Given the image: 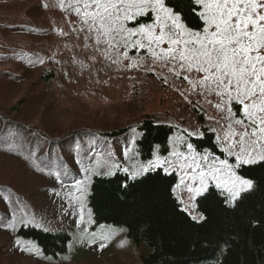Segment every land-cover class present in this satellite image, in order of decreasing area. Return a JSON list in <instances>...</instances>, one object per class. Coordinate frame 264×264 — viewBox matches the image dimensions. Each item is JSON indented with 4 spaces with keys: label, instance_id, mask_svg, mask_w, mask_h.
I'll list each match as a JSON object with an SVG mask.
<instances>
[{
    "label": "rangeland",
    "instance_id": "obj_1",
    "mask_svg": "<svg viewBox=\"0 0 264 264\" xmlns=\"http://www.w3.org/2000/svg\"><path fill=\"white\" fill-rule=\"evenodd\" d=\"M66 2L68 0H64L62 9L61 0H0L1 20L41 26L42 32L35 40H26L32 42L28 47L41 48L44 57L43 61L29 67L21 63L15 66V57L0 59V71L11 70L22 78L18 84V80L0 84V104L16 107L23 97L32 96L34 90L42 91L40 108H36V102H25L16 113L35 125L44 126L45 131L53 133L50 134L53 138H63L80 128L115 131L139 122L145 116L200 137L198 117L203 116V125L214 133L220 149L235 159L234 154L225 150L229 142L238 140L231 136L229 125L231 131L241 130L235 124V119L241 118L240 114L239 118L236 116L239 108H234L235 102L231 105V116L227 107L218 110L215 105L219 97L209 92L201 95L203 89L197 87L194 90L184 79L189 75L195 81L202 74L193 70L191 73L181 71L177 76L169 70L175 61L153 59L147 49L129 48L125 58L121 48L119 55L112 50L107 52L109 58H105L106 46L95 43L94 35L87 32ZM46 31L49 37L44 35ZM17 38L24 39L22 36ZM167 47V44L161 45V48ZM46 74L53 76L49 82L41 81ZM47 101L53 109L43 115ZM138 137L137 130L132 129L130 136L120 139L119 144L110 139L105 142L106 138L98 135L92 137L96 143L91 141L86 147L80 141V145L88 149L82 164L74 156L69 162L61 160L59 168L50 171L36 164L28 165L16 156L0 154V185L10 190L7 196L0 193V264H140V256L148 251L144 244L134 246L122 228L95 225L86 203L90 178L95 174H113L121 170L130 176L137 172L135 177H139L159 168L167 174L175 172L179 183L174 192L181 207L190 217L200 220L195 201L211 185L216 187V181L209 178L206 190L195 199L190 198L186 186H198V173H207L213 165L218 167L221 160L209 156L205 160L206 155L193 149L189 152L188 147L175 137L170 141L167 155L158 154L156 148L154 157L142 163L131 151ZM24 145L27 147L28 143ZM75 151L81 152L78 147ZM193 154L200 165L195 173L188 167L192 164ZM165 159L168 163L142 171L151 161ZM71 171L75 172L71 176L78 174L81 178L67 180ZM194 175L195 180L192 179ZM77 181L81 183L77 184ZM218 189L230 199L223 186ZM21 226L67 234L70 244L66 254L55 260L44 258L30 243L16 237Z\"/></svg>",
    "mask_w": 264,
    "mask_h": 264
},
{
    "label": "trees",
    "instance_id": "obj_2",
    "mask_svg": "<svg viewBox=\"0 0 264 264\" xmlns=\"http://www.w3.org/2000/svg\"><path fill=\"white\" fill-rule=\"evenodd\" d=\"M167 4L182 14L188 27L201 29V21L196 15L199 8L189 0H167ZM141 19L149 22V17ZM27 24L30 23L0 19V59L15 57V66L21 63L28 67L43 61L41 48L28 47L32 42L26 40H35L42 32L41 26L30 24L26 27ZM47 32L44 35L49 37ZM19 36L24 39L19 40ZM52 76L46 74L41 81L49 82ZM17 80L18 84L21 76L17 77L11 70L0 71V84ZM32 94L23 97L16 107L0 104V154L16 156L28 165L36 164L50 171L58 169L61 160L69 162L74 156L82 164L88 149L82 147L80 141L86 147L91 141L96 143L92 137L98 135L105 137V142L110 139L119 144L120 139L130 136L132 129L137 130L139 137L131 151L142 163L154 157L156 148L158 154L167 155L170 141L175 137L184 146L191 144L200 155L235 163L232 156L220 149L214 133L203 125V116L198 117L200 137L145 116L141 121L115 131L80 128L68 132L63 138H53L50 135L53 133L45 131L44 126L35 125L16 113L25 102H36L37 109L42 106L40 95L44 93L34 90ZM47 102L43 115L53 109L50 101ZM234 108L239 106L234 104ZM236 116L239 118V111ZM76 147L81 152L75 151ZM67 168L70 170L69 165ZM235 171L237 175L252 180L253 188L230 204L227 194L211 185L195 202L197 213L203 217L200 220L190 217L181 208L174 192L179 183L178 175L175 172L167 174L160 168L135 178L121 170L113 174H95L90 178L86 203L95 225L122 228L134 246L145 245L148 251L140 256V264H264V161L237 167ZM72 173L75 172L71 171L67 180L81 178L78 174L71 176ZM0 193L7 196L10 190L0 185ZM16 237L30 243L38 254L50 260L66 254L70 244L67 234L34 226L19 227Z\"/></svg>",
    "mask_w": 264,
    "mask_h": 264
},
{
    "label": "snow or ice",
    "instance_id": "obj_3",
    "mask_svg": "<svg viewBox=\"0 0 264 264\" xmlns=\"http://www.w3.org/2000/svg\"><path fill=\"white\" fill-rule=\"evenodd\" d=\"M189 2L199 8L196 15L201 21L200 30L188 27L182 14L168 5L167 0H68L67 7L94 35L95 43L106 46L105 58H109L107 52L112 50L119 55L121 48L125 58L129 48L147 49L153 59L175 61L169 70L177 76L181 71L193 70L202 74L195 81L189 75L184 79L194 90L203 89L201 95L209 92L219 97L215 105L218 110L227 107L231 116L233 102L239 106L241 118L235 119V124L241 130L231 131L229 125L231 136L238 140L229 142L225 149L234 154L235 163L221 160L218 167L213 165L207 173H198V186H186L190 198L195 199L206 190L211 178L217 188L223 186L229 193L231 204L253 187V181L237 175L235 169L264 161V0ZM60 6L65 7L64 0ZM144 17H149V22L141 19ZM163 44L168 47L161 48ZM187 147L192 152V145ZM191 159L188 167L195 173L200 165L194 154ZM163 163L168 161H151L142 171ZM137 174L133 172L132 178Z\"/></svg>",
    "mask_w": 264,
    "mask_h": 264
},
{
    "label": "bare ground",
    "instance_id": "obj_4",
    "mask_svg": "<svg viewBox=\"0 0 264 264\" xmlns=\"http://www.w3.org/2000/svg\"><path fill=\"white\" fill-rule=\"evenodd\" d=\"M159 150V149H158ZM253 188V187H252ZM172 194V193H171Z\"/></svg>",
    "mask_w": 264,
    "mask_h": 264
}]
</instances>
